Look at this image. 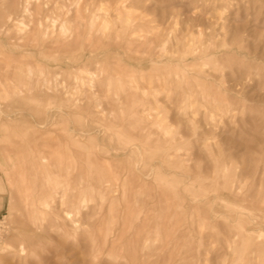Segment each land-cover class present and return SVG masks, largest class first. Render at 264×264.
Returning <instances> with one entry per match:
<instances>
[{
	"label": "rangeland",
	"instance_id": "obj_1",
	"mask_svg": "<svg viewBox=\"0 0 264 264\" xmlns=\"http://www.w3.org/2000/svg\"><path fill=\"white\" fill-rule=\"evenodd\" d=\"M0 264H264V0H0Z\"/></svg>",
	"mask_w": 264,
	"mask_h": 264
},
{
	"label": "bare ground",
	"instance_id": "obj_2",
	"mask_svg": "<svg viewBox=\"0 0 264 264\" xmlns=\"http://www.w3.org/2000/svg\"><path fill=\"white\" fill-rule=\"evenodd\" d=\"M27 2V1H26ZM29 2V1H28ZM94 4V3H93ZM40 12V11H39ZM41 15V14H40ZM61 17H59L60 19ZM64 24V23H63ZM21 26V25H20ZM64 26V25H63ZM23 27V26H22ZM5 28V27H4ZM11 29V28H10ZM62 30V29H61ZM10 31V30H9ZM12 31V30H11ZM65 31V30H64ZM62 32V31H61ZM44 77V76H43ZM35 82V81H34ZM31 84V83H30ZM30 174V173H29ZM63 187V186H62ZM49 196V195H48ZM48 202V201H47ZM39 204L41 205H46L45 203H40ZM27 210L29 211V213L31 214L32 212L35 213V215H39L36 219L34 218L33 220L30 221V223L32 224L31 227L33 228H39V227H42L44 224H45V216L41 215V209H40V206H38V204L36 203V200L33 199V201L31 202H27ZM45 215V214H44ZM47 227V226H46ZM50 227V226H49ZM19 252H22V253H27V254H33V253H36V247L32 245V242H31V238H30V235L27 233V236H26V243H23L21 248H20V251Z\"/></svg>",
	"mask_w": 264,
	"mask_h": 264
}]
</instances>
